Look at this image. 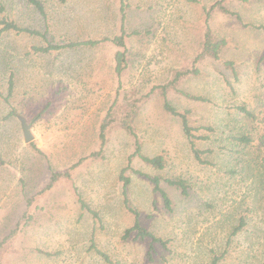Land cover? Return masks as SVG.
I'll return each instance as SVG.
<instances>
[{"label":"rangeland","instance_id":"1","mask_svg":"<svg viewBox=\"0 0 264 264\" xmlns=\"http://www.w3.org/2000/svg\"><path fill=\"white\" fill-rule=\"evenodd\" d=\"M40 1L46 21L28 0H0V18L48 29V38L54 43L111 36L119 30L117 0ZM213 1L127 0L128 28L139 33L127 42L128 68L119 90L146 92L164 82L171 69L187 64L201 38L203 7ZM228 1L241 19L216 13L211 25L215 36L225 40L220 57L235 63L238 81L221 61H206L198 75L184 79L178 87L207 101L169 94L177 109L189 111L192 126L212 128L197 132L208 136L198 140L197 146L211 150L201 155L203 162L193 157L179 120L163 111L157 94L141 106L134 122L143 154L161 153L166 165L157 171L135 159L133 166L161 178L181 177L190 185L187 196L163 185L172 201L173 209L168 211L148 179L130 173L129 205L139 211L142 224L167 245L155 244L149 258L147 241L122 239L132 218L122 205L118 173L126 164L131 140L114 128L103 158L82 162L73 182L38 196L43 211L35 225L19 235L15 242L19 251L4 264H106L87 249L92 220L81 215L73 186L99 212L102 228L96 227L94 239L113 264H210L212 254L220 252L224 255L219 264H264V173L246 166L257 143L243 149L228 139L240 126H251L235 106L245 104L258 118H264V34L251 27L264 25V0ZM41 44L40 37L13 32L0 39V91H5L7 76L13 72L12 104L19 117L31 124V141L46 155H33L24 148L20 121L5 120L8 108L0 101V154L5 158L0 165V240L25 209L20 178L32 194L46 183L49 166L63 170L96 149L98 124L119 86L112 44L50 53L31 51L32 45ZM226 82L234 85V91ZM47 103L48 111L32 121ZM240 217L245 223L231 235ZM31 248L59 255L45 257Z\"/></svg>","mask_w":264,"mask_h":264},{"label":"trees","instance_id":"2","mask_svg":"<svg viewBox=\"0 0 264 264\" xmlns=\"http://www.w3.org/2000/svg\"><path fill=\"white\" fill-rule=\"evenodd\" d=\"M57 3H65L68 0H54ZM117 18L119 22V30L117 33L111 36H102L100 38H87L79 39L74 41H68L64 43H54L48 38L47 31L44 29L41 31L30 26H21L16 21L9 19L8 17L0 18V39L7 32H13L16 34H25L28 36H37L42 40L41 45H32L31 51L34 53H50L58 50H70L79 48H91L104 44H112L115 48L113 53V70L118 80V88L114 99L108 106L104 116L100 120L97 129V145L96 149L88 153L87 155L78 159L77 162L71 164L63 170L53 169L51 166L48 168V177L46 183L42 189L30 194L25 190V180L21 177L19 180L21 195L24 198V210L16 222L13 229H11L1 240H0V264H4L7 261V257L13 255L19 251V248L15 246V242L19 235L28 227L35 225L37 221V215L39 211H43V206H38V196L45 192L52 191L56 186L73 182L76 169L84 161L96 160L103 158V153L109 140V134L112 129H121L131 140V151L126 159L125 166L118 173V180L120 183V192L122 196V205L126 212L132 218L130 226L126 227L122 234V239H133L148 242L147 256L152 257L154 251V245L159 244L165 247L167 241L163 238L155 235L148 230L141 221V214L135 208L129 205L128 200V187L131 183L130 173H136L148 179L152 185V190L159 196L162 201L163 207L171 211L172 201L165 190L163 185H167L179 191L183 196L189 195V183L181 177H166L161 178L158 175H150L144 173L133 166L135 159L142 162V164L150 167L152 170H162L166 165L165 157L159 153L153 156H147L142 152V140L135 127V119L139 113L141 106L150 99L153 94L161 99L162 109L168 115L175 117L179 120L181 131L190 147V151L193 157L203 162L201 155L206 152H210V149H201L197 146L198 140H206L208 136L198 134L197 132L201 129L211 131V127L206 126H192L189 122V111L179 110L175 107L170 99V92H176L181 94L187 99L194 101H207L201 96L190 94L182 89H179V84L186 78L196 76L200 73V65L206 61H221L224 68L228 69L233 76L235 82L238 81V73L235 67V63L230 60H223L220 57L221 48L225 44L223 38L215 36L211 25L214 14L220 13L229 17H234L240 20V15L235 10L229 8V2L226 0H215L208 6L203 7V24L202 33L199 41L197 51L193 55L192 59L185 65L171 69L168 78L162 82L152 85L146 92L137 91L133 88L129 91L124 90L121 92L119 89L122 86V77L128 68V40L132 36H136L139 32L136 30H129L128 28V9L130 4L127 0H117ZM241 2H247L248 0H238ZM29 5L33 8L36 14L43 20L46 21L47 12L44 5L40 0H28ZM2 10V7H0ZM248 26L249 24H245ZM254 29L261 30L264 34V25H252ZM264 59V53L262 56ZM5 91H0V101L7 105L8 111L4 116L5 120L18 118L19 113L17 108L12 104V99L15 93V75L10 72L6 79ZM231 90L234 91V85L230 82H226ZM50 103L45 104L32 118V121L39 119L42 114L48 111ZM235 109L241 113L244 118L251 122V126H240L236 134L230 135L228 139L234 141L236 145L241 146L243 149L246 147H252L256 141L255 152L250 157V160L246 164L247 168H253L258 172L264 173V118H258L253 108H248L245 104L235 106ZM33 155H39L46 158L45 153L39 148L33 141H30L23 145ZM5 164V158L0 154V165ZM263 176V175H262ZM262 180V179H261ZM263 181V180H262ZM163 182V183H162ZM264 188V186H263ZM73 193L75 196V202L81 215L86 214L92 220V229L89 238L88 251H92L96 254L104 263L113 264L109 255L101 250L94 239V232L97 228H102V218L99 212L91 207L88 201L82 196L77 186H73ZM245 223L244 217H240L237 226L232 229L231 235L237 233L242 229ZM31 250L45 257H52L59 255L57 251L51 252L42 248H31ZM224 252L213 253L211 256L210 264H219L223 258Z\"/></svg>","mask_w":264,"mask_h":264},{"label":"water","instance_id":"3","mask_svg":"<svg viewBox=\"0 0 264 264\" xmlns=\"http://www.w3.org/2000/svg\"><path fill=\"white\" fill-rule=\"evenodd\" d=\"M19 121L23 133V141L27 143L33 138V134L31 133V124L27 122L26 118L23 116L19 117Z\"/></svg>","mask_w":264,"mask_h":264}]
</instances>
